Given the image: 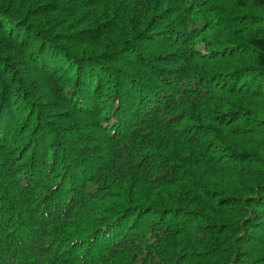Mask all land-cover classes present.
Here are the masks:
<instances>
[{
    "label": "trees",
    "instance_id": "1",
    "mask_svg": "<svg viewBox=\"0 0 264 264\" xmlns=\"http://www.w3.org/2000/svg\"><path fill=\"white\" fill-rule=\"evenodd\" d=\"M0 264H264V0H0Z\"/></svg>",
    "mask_w": 264,
    "mask_h": 264
}]
</instances>
